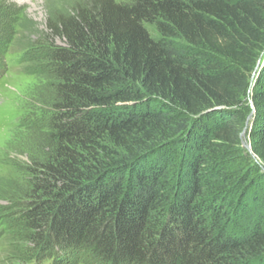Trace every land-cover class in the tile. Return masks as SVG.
<instances>
[{"label": "trees", "instance_id": "16d2710c", "mask_svg": "<svg viewBox=\"0 0 264 264\" xmlns=\"http://www.w3.org/2000/svg\"><path fill=\"white\" fill-rule=\"evenodd\" d=\"M48 31L52 146L0 188V264H264V0H95Z\"/></svg>", "mask_w": 264, "mask_h": 264}, {"label": "rangeland", "instance_id": "374dc122", "mask_svg": "<svg viewBox=\"0 0 264 264\" xmlns=\"http://www.w3.org/2000/svg\"><path fill=\"white\" fill-rule=\"evenodd\" d=\"M94 1L6 0V4L16 5L17 10L0 4V42L10 29L14 35L8 55L0 65V188L17 190L24 187L29 176L25 167L33 160L47 156L52 146L46 122L54 102V77L51 64L42 59L41 54L52 43L62 46L63 42L54 39L50 43L53 37L48 31L49 23L59 15L69 14L78 6ZM146 28L152 37H156L152 26ZM24 52L28 53L29 60L23 59ZM31 66L35 71L33 74L29 73ZM20 124L22 128L17 129ZM243 141L251 146L246 135ZM7 205L6 200L0 199V209ZM15 210L12 214L18 216L22 208ZM7 243L6 239L0 240V263L8 253ZM63 257L65 264H71L74 259L99 264L81 250H75L71 255L64 253ZM23 262L16 264H25Z\"/></svg>", "mask_w": 264, "mask_h": 264}, {"label": "water", "instance_id": "95a60500", "mask_svg": "<svg viewBox=\"0 0 264 264\" xmlns=\"http://www.w3.org/2000/svg\"><path fill=\"white\" fill-rule=\"evenodd\" d=\"M258 67H259V63H257V66H256V68H255V71L256 70H258ZM254 74L252 75V78H251V81L253 82L254 81ZM250 104H251V101H250ZM250 119H251V117H249L248 118V121H250ZM245 137V130L242 132V134H241V146L243 147V148H245V150L251 155V158L253 159V160H256V157L253 155V152H252V150H251V146H249L247 143H245L244 141H243V138Z\"/></svg>", "mask_w": 264, "mask_h": 264}]
</instances>
